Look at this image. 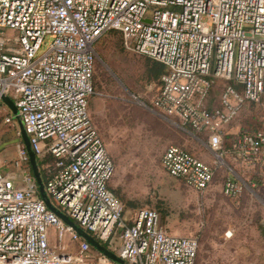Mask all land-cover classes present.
Instances as JSON below:
<instances>
[{"label":"built area","instance_id":"2783aa9c","mask_svg":"<svg viewBox=\"0 0 264 264\" xmlns=\"http://www.w3.org/2000/svg\"><path fill=\"white\" fill-rule=\"evenodd\" d=\"M109 30L126 51L163 66L154 109L205 135L219 162L252 168L264 163V0H0V96L16 105L36 159H54L45 182L52 205L128 264H196V238L169 234L149 208L122 222L108 188L115 166L88 99L94 46ZM248 104L260 108L262 128L230 134ZM19 159L28 162L22 145ZM161 167L197 192L218 171L176 145L165 148ZM244 185L229 178L223 194ZM53 237L75 251L55 248ZM91 250L47 209L30 172L18 178L0 166V264H101Z\"/></svg>","mask_w":264,"mask_h":264},{"label":"rangeland","instance_id":"374dc122","mask_svg":"<svg viewBox=\"0 0 264 264\" xmlns=\"http://www.w3.org/2000/svg\"><path fill=\"white\" fill-rule=\"evenodd\" d=\"M120 36L109 31L95 43L96 92L88 99V113L114 162L109 185L122 204V222L129 223L141 208L154 209L169 234L197 239L196 264H264V163L250 168L227 157L219 162L205 135L154 109L159 84L151 74L153 60L126 51ZM222 86L216 85L211 95ZM9 116L7 107L0 105V166L21 178L30 168L20 162L19 129L13 118L6 122ZM262 116L259 107L246 105L228 131L238 133L249 123L262 128ZM169 145L218 166L207 190H192L165 173L161 157ZM229 178L245 184L240 194H223ZM51 242L55 248L63 246L54 237ZM89 255L98 256L94 250ZM100 262L109 264L104 258Z\"/></svg>","mask_w":264,"mask_h":264},{"label":"water","instance_id":"95a60500","mask_svg":"<svg viewBox=\"0 0 264 264\" xmlns=\"http://www.w3.org/2000/svg\"><path fill=\"white\" fill-rule=\"evenodd\" d=\"M1 102L7 109L9 110L12 118L17 121L18 129H19V136L22 143V147L25 150V153L27 155L30 172L32 173V176L35 180L36 186L38 188V193L40 196V199L44 202L47 209H49L51 212H53L59 219H61L67 226L71 227L73 231L81 237L83 240H85L92 250L99 253L101 256L109 260L112 264H128L122 259H120L117 255L109 251L106 247H104L102 244H100L98 241H96L92 236L84 232L82 229L77 227L65 214H63L61 211H59L52 203L50 202L49 198L47 197V194L44 191V184L40 176V172L38 169L36 156L34 152L31 149L29 139L24 131L22 122L18 118V110L16 105L13 103V101L5 95L0 96Z\"/></svg>","mask_w":264,"mask_h":264},{"label":"trees","instance_id":"16d2710c","mask_svg":"<svg viewBox=\"0 0 264 264\" xmlns=\"http://www.w3.org/2000/svg\"><path fill=\"white\" fill-rule=\"evenodd\" d=\"M109 31H115V32H117V33H119L118 31H116V30H109ZM109 31H107V32H109ZM107 32H105L104 34H106ZM103 34V35H104ZM119 35H121L120 33H119ZM121 37V40H122V36H120ZM95 53H96V51H95ZM95 63H96V60H95ZM95 63H94V73H95ZM152 66H153V71H152V77H153V79H156L157 80V82H158V84H160V77L163 75V73H164V68H163V66L160 64V63H157V62H155V61H152ZM92 87H93V91H94V94H95V85H94V74H93V78H92ZM159 87V86H158ZM93 96V95H92ZM248 105H253V104H248ZM254 106H256V105H254ZM257 129H261V128H258V127H256V126H253V124L252 123H249V125L248 126H242L241 127V129L239 130V132H243V131H251V130H257ZM230 140H231V137L230 136H228V137H226V139H225V141H224V146H225V148H228L229 147V145H230ZM180 147V146H179ZM36 161H37V165H38V168H39V171H40V174H41V176H42V179H43V181H44V183L46 182V180H47V178H48V176L50 175V173H51V171H52V166H53V164H54V159L53 158H51V157H46L45 159H39V158H37L36 159ZM30 168V167H29ZM178 180V179H177ZM180 181V180H179ZM183 183V182H182ZM184 184V183H183ZM109 190H110V192L115 196V194H114V191H113V189H111V187H110V185H109ZM115 198L119 201V199L115 196ZM120 202V201H119ZM121 203V202H120ZM122 205V204H121ZM152 210H154V209H152ZM154 211H156V210H154ZM157 212V211H156ZM158 213V212H157ZM159 214V213H158ZM160 215V214H159ZM160 218H161V216H160ZM161 223H162V220H161ZM162 225H163V223H162Z\"/></svg>","mask_w":264,"mask_h":264},{"label":"crops","instance_id":"0c3cea01","mask_svg":"<svg viewBox=\"0 0 264 264\" xmlns=\"http://www.w3.org/2000/svg\"><path fill=\"white\" fill-rule=\"evenodd\" d=\"M51 240H52V238H51ZM51 240H50V242H51ZM51 244H52V242H51ZM63 247H64V250H68L69 252H73L76 249V243H71V242H69V240H66L65 243L63 244Z\"/></svg>","mask_w":264,"mask_h":264}]
</instances>
